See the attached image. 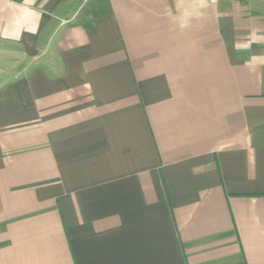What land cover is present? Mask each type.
<instances>
[{"label": "crops", "instance_id": "0c3cea01", "mask_svg": "<svg viewBox=\"0 0 264 264\" xmlns=\"http://www.w3.org/2000/svg\"><path fill=\"white\" fill-rule=\"evenodd\" d=\"M0 264H264V0H0Z\"/></svg>", "mask_w": 264, "mask_h": 264}, {"label": "built area", "instance_id": "2783aa9c", "mask_svg": "<svg viewBox=\"0 0 264 264\" xmlns=\"http://www.w3.org/2000/svg\"><path fill=\"white\" fill-rule=\"evenodd\" d=\"M207 2H210V3H217L219 1H226V0H206Z\"/></svg>", "mask_w": 264, "mask_h": 264}]
</instances>
